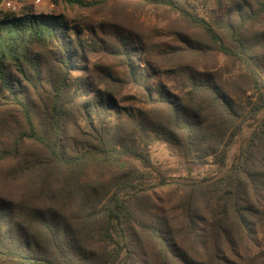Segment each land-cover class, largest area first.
<instances>
[{
  "label": "trees",
  "instance_id": "16d2710c",
  "mask_svg": "<svg viewBox=\"0 0 264 264\" xmlns=\"http://www.w3.org/2000/svg\"><path fill=\"white\" fill-rule=\"evenodd\" d=\"M137 1L202 40L148 48L0 4V264H264V0H212L207 20L191 0ZM166 55L238 69L223 82L215 66L165 70ZM156 142L177 160L154 164Z\"/></svg>",
  "mask_w": 264,
  "mask_h": 264
},
{
  "label": "rangeland",
  "instance_id": "374dc122",
  "mask_svg": "<svg viewBox=\"0 0 264 264\" xmlns=\"http://www.w3.org/2000/svg\"><path fill=\"white\" fill-rule=\"evenodd\" d=\"M17 7L15 11L18 12L24 6L31 7L34 13H63L68 21H88L92 24L109 23L111 26H119L126 31L137 34L144 42L146 47L161 48L162 44L168 46H178L179 38L178 34L184 35L194 40H202L199 32L192 27L191 24L186 23L176 13L164 8L155 7L153 5H146L143 2L137 0H121L116 8H105L104 11H100L99 8L84 9V8H69L64 5L62 0H41L39 5H35L32 2H23L15 0ZM196 7V14L207 20L209 16V10L213 9L212 0H191ZM159 64L165 70H175L178 65L185 66L188 64L201 67L204 65L207 68L215 66V70L219 71L225 80H230L237 71V66L220 57H204V59H191L190 56H183L180 60L175 62L172 57L166 55L159 59ZM175 62V64H174ZM107 64L114 66L116 62L107 61ZM115 72L121 74V70L116 68ZM164 83L168 86H174L172 79L162 77ZM125 96L129 93L124 92ZM123 95V96H124ZM126 102V101H125ZM127 104V103H125ZM236 145H233L228 151V164L231 162ZM150 159L154 164H168L177 160V156L172 155L169 148L161 143L156 142L152 144L148 150ZM165 196L167 191H161ZM254 252L249 255H243L241 253V259H236L235 264H251V258ZM243 256V257H242Z\"/></svg>",
  "mask_w": 264,
  "mask_h": 264
},
{
  "label": "built area",
  "instance_id": "2783aa9c",
  "mask_svg": "<svg viewBox=\"0 0 264 264\" xmlns=\"http://www.w3.org/2000/svg\"><path fill=\"white\" fill-rule=\"evenodd\" d=\"M20 1H23L25 3L32 2L35 5H39L41 3V0H20ZM0 4L6 10L15 11L17 7L15 0H0Z\"/></svg>",
  "mask_w": 264,
  "mask_h": 264
}]
</instances>
